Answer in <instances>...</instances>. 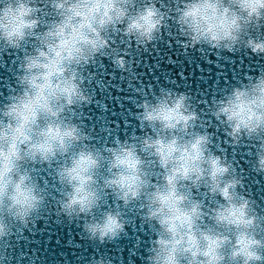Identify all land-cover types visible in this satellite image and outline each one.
Masks as SVG:
<instances>
[{"label": "clouds", "instance_id": "clouds-1", "mask_svg": "<svg viewBox=\"0 0 264 264\" xmlns=\"http://www.w3.org/2000/svg\"><path fill=\"white\" fill-rule=\"evenodd\" d=\"M171 24L189 48L264 56V0H0V45L23 54L0 103V264H10L15 232L50 203L100 244L119 239L125 210L137 209L155 236L145 264H264V210L213 151L212 134L196 130L188 95L161 88L144 98L136 114L144 134L111 146L98 147L77 122L91 102L85 70L104 57L127 71L128 45L147 49ZM245 79L210 111L228 143L252 144L260 175L264 72Z\"/></svg>", "mask_w": 264, "mask_h": 264}, {"label": "water", "instance_id": "water-1", "mask_svg": "<svg viewBox=\"0 0 264 264\" xmlns=\"http://www.w3.org/2000/svg\"><path fill=\"white\" fill-rule=\"evenodd\" d=\"M174 30L175 25L171 24L147 49L128 45L129 66L125 72L116 70L110 59L98 57L84 72L91 102L77 111V122L98 147L111 146L117 138L124 141L144 134L136 118L137 105L144 98L158 95L161 88L183 92L201 117L196 130L212 134L213 151L223 154L234 164L244 182V194L264 210V174L258 175L252 167L255 148L246 141L240 145L228 143L224 129L210 111L214 99L239 86L240 82L247 83L246 76L254 77L264 72V56L244 49L229 53L207 46L189 48L182 37L172 35ZM118 47H125V42H120ZM22 55L0 45V103L6 101L15 86ZM145 131L151 133L149 129ZM40 171L52 185L53 180L47 177L51 170ZM56 195L53 191V197ZM108 204H113L111 197ZM124 216L125 233L111 243L100 244L88 239L82 222H70L50 203L49 210L35 217L27 229L21 227L15 232L8 253L9 262L95 264L96 259L104 258L111 264H145L146 249L150 247V239L155 238L154 233L142 221L137 209L125 210ZM3 247L0 244V249Z\"/></svg>", "mask_w": 264, "mask_h": 264}]
</instances>
